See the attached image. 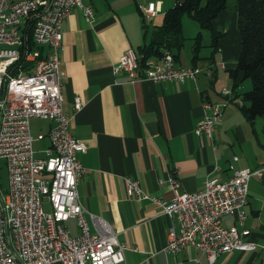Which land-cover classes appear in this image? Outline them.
Masks as SVG:
<instances>
[{
    "label": "crops",
    "instance_id": "1",
    "mask_svg": "<svg viewBox=\"0 0 264 264\" xmlns=\"http://www.w3.org/2000/svg\"><path fill=\"white\" fill-rule=\"evenodd\" d=\"M151 1L157 3L158 12L146 17L140 5L147 8ZM177 1L85 0L96 10L93 23L85 20L78 7L66 18L61 52L64 110L73 112L77 97L84 101L83 109L72 120L71 131L87 143V151L80 153L79 159L90 169L80 178L79 196L83 205L109 222L126 244V259L118 264H264V177L252 178L244 207L248 214L245 225L258 248L226 252L213 263L193 247L167 253L170 220L163 207L152 199L137 200L127 193L125 177L139 179L146 191L170 200L173 190L160 183L170 174L180 178L182 191L195 192L204 188L209 176L228 179L231 162L236 168L264 166V117L249 119L238 103L228 104L223 124L216 128L218 150L195 132L208 111L206 102H223L227 99L223 88L234 89L230 70L237 66L242 47L237 5L230 6L228 1L212 29L202 28L188 14L190 19H183L184 39L173 50L176 63L213 65L212 73L203 71L197 81L182 83H132L125 72H114L113 66L126 50L140 53L151 46L167 9ZM239 93L243 94L240 88ZM35 120L38 134H47L55 125L52 120L38 118L32 124ZM41 141V150L51 143L48 137ZM234 156L239 159L233 161ZM224 223L237 224V213L226 215ZM67 225L73 234L79 232L75 218Z\"/></svg>",
    "mask_w": 264,
    "mask_h": 264
},
{
    "label": "built area",
    "instance_id": "2",
    "mask_svg": "<svg viewBox=\"0 0 264 264\" xmlns=\"http://www.w3.org/2000/svg\"><path fill=\"white\" fill-rule=\"evenodd\" d=\"M75 7L83 11L88 23L95 21L96 10L85 0H0V160L6 162L9 182L5 195L0 183V264H118L126 259L127 246L119 232L89 211L79 196L80 178L90 171L79 154L88 145L72 133L71 123L85 104L77 97L73 112L64 110L61 69L63 25ZM140 7L146 17L158 12L155 1ZM30 19L35 20L33 37L38 48L34 50L27 44ZM26 62L33 63L31 72L24 70ZM221 65L225 67L224 62ZM113 69L125 72L132 83H182L197 81L203 71L212 73L213 65L181 66L167 50L143 62L130 48ZM222 93L227 99L206 102L208 111L195 128L214 150L220 147L215 132L223 124L226 107L230 102L244 103L229 87ZM36 118L52 120L55 125L47 134L34 137L32 120ZM45 137L50 145L37 150L35 141ZM238 159L233 157V161ZM230 169L228 179L209 176L204 188L195 192L182 191L180 178L170 174L160 181L173 190L170 200L146 191L133 177H125L127 193L163 207L170 220L167 253L193 247L213 263L223 253L259 246L245 225L248 214L244 207L250 182L253 177H264V166L236 168L231 162ZM46 197L50 210L45 207ZM230 213L238 215V223L232 226L224 223ZM72 218L78 222L77 234L67 225Z\"/></svg>",
    "mask_w": 264,
    "mask_h": 264
},
{
    "label": "trees",
    "instance_id": "3",
    "mask_svg": "<svg viewBox=\"0 0 264 264\" xmlns=\"http://www.w3.org/2000/svg\"><path fill=\"white\" fill-rule=\"evenodd\" d=\"M228 1H177L167 9L162 25L154 32L151 46L140 53L137 51L139 57L145 62L149 57L161 55L166 50L174 54V48L180 47L184 39L183 18L186 14L195 18L202 28L212 29L214 19L228 7ZM237 10L242 47L237 66L230 70L234 78L233 90L242 96L244 103L241 108L249 119L264 117V0H237ZM34 24V19L27 23V44L31 50L38 48L33 37ZM144 26L147 27L145 19ZM23 68L31 72L33 63H23ZM247 78H251L253 87L240 94L241 82Z\"/></svg>",
    "mask_w": 264,
    "mask_h": 264
},
{
    "label": "rangeland",
    "instance_id": "4",
    "mask_svg": "<svg viewBox=\"0 0 264 264\" xmlns=\"http://www.w3.org/2000/svg\"><path fill=\"white\" fill-rule=\"evenodd\" d=\"M148 1H150V0H147V2ZM229 5L235 7L237 5V0H229ZM188 17H189L188 15H185L183 19L184 20L190 19ZM252 87H253V84H252L251 78H247V79L242 80L240 91L245 93L246 91L251 90ZM261 117H263V116H261ZM32 133H33L34 137L38 136L39 126H38V124H36V120L33 121V124H32ZM35 147H36L37 150H41L44 147V142H42L41 140H36L35 141ZM41 154H43V153H41ZM0 183H1V187L3 189V193L5 195V191L4 190H6L8 185H9V182H8V171H7V166H6L5 160H0ZM45 200H46L45 207H46L47 210H50L51 209V205L48 203L47 197L45 198Z\"/></svg>",
    "mask_w": 264,
    "mask_h": 264
},
{
    "label": "water",
    "instance_id": "5",
    "mask_svg": "<svg viewBox=\"0 0 264 264\" xmlns=\"http://www.w3.org/2000/svg\"><path fill=\"white\" fill-rule=\"evenodd\" d=\"M180 3H184L186 0H178Z\"/></svg>",
    "mask_w": 264,
    "mask_h": 264
}]
</instances>
